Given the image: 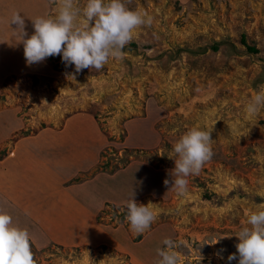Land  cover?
I'll use <instances>...</instances> for the list:
<instances>
[{
	"label": "rangeland",
	"instance_id": "1",
	"mask_svg": "<svg viewBox=\"0 0 264 264\" xmlns=\"http://www.w3.org/2000/svg\"><path fill=\"white\" fill-rule=\"evenodd\" d=\"M45 2L46 11L36 8V17L55 15V5ZM124 2L152 16L153 24L135 29L122 58L110 59L102 70L76 72L62 55L28 67L22 44V61L13 58L14 71L0 72V112L17 120L0 157L19 138L34 137L22 144L30 149L28 165L7 162L11 178L37 200L18 207L23 212L17 216L29 227L34 213L59 237L47 245L31 238L34 258L37 264H156V249L171 238L182 242L176 249L181 264H238L235 235L264 203V106L255 115L245 113L251 97L264 90V0ZM17 3L24 11L25 3ZM85 4L75 0L80 9ZM9 8L0 0L2 18ZM252 45L258 51L249 50ZM2 53L0 65L8 62ZM193 126L211 132L213 156L198 175L187 177V192L180 196L171 189L170 156ZM42 128L50 129L37 137ZM42 142L54 143L59 157L43 160ZM47 169L57 179L43 180L50 178ZM65 175V186L77 187L75 196L57 190ZM131 198L151 203L157 216L139 235L125 220ZM96 223L120 228L115 233ZM77 228L84 231L83 243H61L76 238ZM209 235L224 238L210 245L204 243ZM233 253L237 259L229 262Z\"/></svg>",
	"mask_w": 264,
	"mask_h": 264
},
{
	"label": "clouds",
	"instance_id": "2",
	"mask_svg": "<svg viewBox=\"0 0 264 264\" xmlns=\"http://www.w3.org/2000/svg\"><path fill=\"white\" fill-rule=\"evenodd\" d=\"M55 15L37 16L31 19L34 33L25 31L24 17L11 13L10 24L16 25L15 33L24 46V56L29 65L51 56L62 55L66 66L75 65V71L102 70L110 59L122 58L123 49L132 40L133 31L141 26L151 27L153 17L140 10H131L124 0H86L83 9L75 6V0H51ZM130 3L131 0H128ZM83 19H79L80 16ZM264 106V90L257 92L245 105V113L255 115ZM211 132L199 126L188 129L172 147L175 167L172 170V186L178 195L187 192L190 175H198L203 165L212 158ZM170 181L165 179L164 184ZM125 220L130 231L139 235L148 230L157 216L151 203L138 204L133 198L126 201ZM239 256L238 264H264V203L247 216L246 226L235 235ZM204 243L215 245L224 236L209 235ZM207 238V237H206ZM27 229L13 225L10 214L0 210V264H37ZM164 247L157 248L156 264H181L177 248L182 242L171 238L163 240ZM237 253L228 256L236 260Z\"/></svg>",
	"mask_w": 264,
	"mask_h": 264
},
{
	"label": "crops",
	"instance_id": "3",
	"mask_svg": "<svg viewBox=\"0 0 264 264\" xmlns=\"http://www.w3.org/2000/svg\"><path fill=\"white\" fill-rule=\"evenodd\" d=\"M3 2V5H6L8 7H10L7 12L8 14L5 15L4 18H2V16L0 15V20L1 23L3 25V30H0V39L4 40L6 42V45L4 46L3 44L0 43V52H3L2 54H4L5 59L8 61L7 63L5 62L4 64L0 65V72L2 73L3 76H6L8 73L14 71L12 68H9V61H12L13 58L18 61H22L23 56L22 53L20 52V50L18 48H20L22 46L21 42V38L19 35H17L15 33V29H16V25H11L10 24V20L9 17L11 18V13L13 11H18L25 20V31L28 33V36L32 35L34 33V27H33V22L31 19L36 18V8L38 9H44V11H46L45 9L47 8L46 2L45 0H1ZM22 2L25 3V10L21 11L18 9V3L17 2ZM36 4L33 7V4ZM29 5H31L32 7H30ZM45 5V6H44ZM45 7V8H44ZM0 23V25H1ZM12 26H16L14 27L15 29L13 30ZM29 36V37H30ZM9 44V46H8ZM12 48V51L10 49L7 48ZM2 49V50H1ZM24 52V48L22 49ZM17 53H14V52ZM20 54V56H19ZM11 55H18L15 57H11ZM24 60L25 57H24ZM32 65V64H31ZM35 65V64H34ZM28 67H30V65H28ZM17 72V71H16ZM2 76V77H3ZM1 80V79H0ZM1 86V85H0ZM7 111H3L0 112V148L1 146L3 147V144L6 143V141L10 138H12L13 133L15 131V129L17 130V120L14 122L13 119H11L10 114L8 115L6 113ZM9 113V111H8ZM76 118V117H75ZM48 129L50 128H42V130H39L37 132V137H40V134H42L45 131H48ZM35 136V137H36ZM34 137H28V136H24L19 138L16 142H15V147L13 148L12 152H9V154L5 155L4 157H0V210L5 211L6 213L10 214L11 217H14V221H16V223L21 224V229H27L28 232L30 233L31 238L33 239L34 242H36V244H49L50 242H58L56 240L59 239V237H55V235L51 232H47L48 230L44 229L45 225L43 224L42 220H40L36 214L32 213V215L34 216H30L31 218H29V227L24 223L26 220H23V217H19L17 216L19 214V211H22V209H19L18 207H26V204H31L34 205L36 203L37 200H35L34 197H29L27 195V193H25V191L21 190V186H22V182L16 180V179H12L11 175L9 174L11 172V169L8 166V163L10 162V159H13L17 162H19L20 160H25V165H28V163L31 162V156H30V149L29 146H24L22 145L24 143V140H28V139H32ZM39 144H43L42 147L40 148L42 152H39V156L43 159H52V158H58L60 153L59 149H55V145H53L54 143L52 142H42ZM48 149L50 151V153H45L43 152V150ZM56 151V153H55ZM58 152V153H57ZM20 154V155H19ZM36 154V153H35ZM19 155V156H18ZM8 162V163H7ZM27 169V166H26ZM48 173L50 174V178L47 177V179H43L45 181H49V180H53V179H57L55 177H53L52 175V170L51 169H47ZM57 171V170H56ZM171 173V172H170ZM99 174H97L96 176H94L92 179H95ZM67 176L65 175L64 177H62V182H58L59 185L57 186V190L60 193H63L62 191H66V193H74L75 196V191L74 188H77L76 185L73 186H65V183L67 181ZM88 181V180H85ZM84 181V182H85ZM170 191V189H169ZM60 195V194H58ZM156 195V194H154ZM77 196V193H76ZM157 196H163L162 194H157ZM103 205V201H101L99 207H96V210L94 212H99L102 208ZM31 219V220H30ZM45 221V219H44ZM96 225H98L99 227L105 228V229H111L113 230V232H117L119 230L120 227H114L111 225H106V224H99L96 223ZM19 227V228H20ZM34 228L35 230H39L42 231L40 234L42 235L41 237H39L37 234H35L34 232H31V228ZM83 228V227H82ZM39 233V232H38ZM84 231L81 230L80 228L75 229V234H76V238L74 237L72 239L71 242L69 243H65V242H61L64 244H74L77 245L78 243H83L85 240L83 238L84 236ZM77 238H80L79 240H77ZM38 239H40V241H38ZM144 239V238H143ZM60 243V242H59Z\"/></svg>",
	"mask_w": 264,
	"mask_h": 264
},
{
	"label": "trees",
	"instance_id": "4",
	"mask_svg": "<svg viewBox=\"0 0 264 264\" xmlns=\"http://www.w3.org/2000/svg\"><path fill=\"white\" fill-rule=\"evenodd\" d=\"M219 44H220V42L215 43V44L213 45V48L217 49L218 46H219ZM248 48H249V50H251V51H253V52L258 51V49H257L254 45H252V46H248ZM261 81H264V78H259V82H261ZM111 171H113V170H111Z\"/></svg>",
	"mask_w": 264,
	"mask_h": 264
}]
</instances>
